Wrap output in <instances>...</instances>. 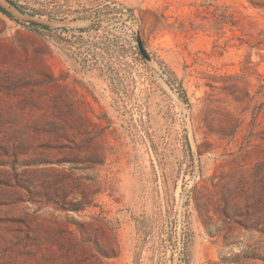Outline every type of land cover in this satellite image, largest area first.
<instances>
[{
  "label": "rangeland",
  "instance_id": "rangeland-1",
  "mask_svg": "<svg viewBox=\"0 0 264 264\" xmlns=\"http://www.w3.org/2000/svg\"><path fill=\"white\" fill-rule=\"evenodd\" d=\"M13 1L0 264H264V0Z\"/></svg>",
  "mask_w": 264,
  "mask_h": 264
},
{
  "label": "water",
  "instance_id": "water-1",
  "mask_svg": "<svg viewBox=\"0 0 264 264\" xmlns=\"http://www.w3.org/2000/svg\"><path fill=\"white\" fill-rule=\"evenodd\" d=\"M10 6H12L13 8H15L8 0H5ZM17 11H19L17 8H15ZM20 12V11H19ZM22 13V12H20ZM24 14V13H22ZM33 24L37 25V26H41V27H45V28H48V25L46 24H43V23H38L36 21H32ZM138 46H139V49L141 51V53L143 54V56L147 59V60H150V55L149 53L147 52L143 42L141 41L140 37L138 38Z\"/></svg>",
  "mask_w": 264,
  "mask_h": 264
},
{
  "label": "trees",
  "instance_id": "trees-1",
  "mask_svg": "<svg viewBox=\"0 0 264 264\" xmlns=\"http://www.w3.org/2000/svg\"><path fill=\"white\" fill-rule=\"evenodd\" d=\"M15 8H17L20 12L22 13H27V14H30V15H35L33 12L31 11H28L27 8H25L23 5L13 1V0H8ZM0 11L3 12L6 16L10 17L11 18V15L10 13H8L7 11L3 10L0 8ZM39 28H42V29H46V30H49L48 28H45V27H39ZM183 99L188 101L187 97L183 95Z\"/></svg>",
  "mask_w": 264,
  "mask_h": 264
}]
</instances>
